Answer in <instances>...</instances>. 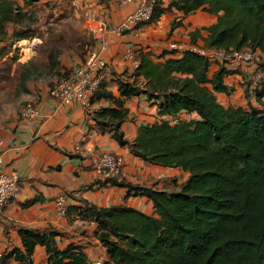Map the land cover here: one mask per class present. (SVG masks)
I'll use <instances>...</instances> for the list:
<instances>
[{
	"label": "trees",
	"instance_id": "obj_1",
	"mask_svg": "<svg viewBox=\"0 0 264 264\" xmlns=\"http://www.w3.org/2000/svg\"><path fill=\"white\" fill-rule=\"evenodd\" d=\"M37 1L24 0L20 6L0 0V44L12 46L39 35L35 12L25 10ZM172 9L183 17L199 10L216 16L202 29L205 48L249 50L260 56L257 66L264 67V0H171L166 7L159 0L150 22ZM181 24L174 19L171 31ZM198 34L191 32V40ZM47 57L49 70L56 71L57 56ZM209 67L206 58L190 50L162 62L137 51L134 70L115 76L119 98L106 90L108 80L95 92L92 102L112 103L91 113L97 133L108 134L147 165L188 175L172 189L124 179L98 182L126 189V198L145 197L151 214L125 204L98 207L84 199L67 207V214L94 225L93 237L105 252L100 264H264V80L253 90L261 110L225 107L215 93L230 94L224 77L232 72L219 65L209 77ZM140 95L153 101L159 118L140 125L129 141L121 129L130 120L125 102ZM183 113L196 117L171 123ZM57 235L53 229H20L22 249L4 253L0 264H34L37 246L44 248L47 264H93L79 245L58 248Z\"/></svg>",
	"mask_w": 264,
	"mask_h": 264
},
{
	"label": "crops",
	"instance_id": "obj_2",
	"mask_svg": "<svg viewBox=\"0 0 264 264\" xmlns=\"http://www.w3.org/2000/svg\"><path fill=\"white\" fill-rule=\"evenodd\" d=\"M15 1L23 6L24 0ZM49 1L38 0L25 10H33L37 16L35 5L44 8ZM170 1L162 0L163 6L166 7ZM58 3L63 6V11L73 9V13L65 15V20L73 19L77 37L83 38L75 46L79 47L84 56L82 60L81 54L72 59H62L58 55L55 68L61 72L77 68L92 53L98 52L111 66L113 75L108 78L106 90L114 98L120 97L114 81L115 76L134 70L137 65V51L148 54L155 62H162L180 55L177 52L169 53L168 46L171 43L182 44L187 48H205L204 38L207 32L202 29L216 20V16L200 10L183 17L172 9L151 23L118 34L116 29L135 11L137 2L124 5L117 0H58ZM174 19H180L182 24L171 31V22ZM37 20L36 26L41 32L45 24L40 23L38 17ZM194 31H199V34L192 41L189 34ZM36 38L35 45L38 47L43 44L41 34ZM103 44L105 49L101 50ZM126 48L135 51L133 58L125 57ZM218 67L217 64H211L208 76L211 77ZM226 69L232 72L224 77V83L231 92L229 95L215 93L216 100L225 107L261 110L253 90L264 67L243 64L228 65ZM35 94L33 98L37 103V117L20 119L10 128L0 131V142H3V147H0L3 160L1 168L7 172L16 171L20 176L18 196L5 207L0 218V246L4 253L13 248L22 249L20 229L41 232L53 229L58 234V248L69 244L79 245L91 262H98L99 259L91 255L90 246L83 237L93 234L94 225L81 221L70 211L66 217L59 216L54 204L55 198L64 196L67 207L78 206V200L84 199L98 207L125 204L147 213L151 203L145 197L126 198L124 188L95 185L91 159L102 152L120 155L124 160L125 182L156 189H160L157 181L168 173L166 171L169 168L147 165L133 156L126 147H120L108 134L97 133L91 113L100 107L112 106L110 101L94 100L90 110L86 111L77 104H60L49 96L47 87H41ZM262 101L264 102V96ZM125 108L130 120L123 123L121 129L129 141L135 138L140 125L153 123L159 118L156 105L153 101H148L145 95L127 100ZM75 145H79L78 152H74ZM92 240L91 244L97 246L102 255L100 259L103 260L104 248L93 236ZM32 260L34 264H47L43 247L35 248ZM9 264L18 263L10 260Z\"/></svg>",
	"mask_w": 264,
	"mask_h": 264
},
{
	"label": "built area",
	"instance_id": "obj_3",
	"mask_svg": "<svg viewBox=\"0 0 264 264\" xmlns=\"http://www.w3.org/2000/svg\"><path fill=\"white\" fill-rule=\"evenodd\" d=\"M120 4H129L137 2L138 6L133 13L128 15L116 29L118 34L125 31H131L136 27L151 23L153 8L159 0H117ZM153 22V21H152ZM170 54L182 53L185 50L197 52L208 60L209 64L217 65H243L250 64L257 66L261 58L258 54L249 50L245 51H223L211 50L206 48L197 49L195 47H185L182 44L171 43L168 46ZM105 49V45L101 46V50ZM100 50V51H101ZM198 50V51H197ZM135 51L126 48L124 55L127 58H133ZM109 64L99 56L98 52L92 53L89 58L81 66L77 67L70 75L54 82L48 89L49 96L58 101L60 104L70 105L77 104L86 111H89L92 104V98L95 92L109 78ZM264 80V73H261L259 79L255 82V86L260 85ZM38 115L37 103L29 102L20 110V119H34ZM3 147V142H0ZM79 151V145L74 146V152ZM3 165L2 155L0 152V218L5 207L19 193L20 176L16 171L7 172L1 167ZM91 169L95 176V185L100 186L98 182H111L113 180H123L126 175L124 172V160L120 155L112 152H102L96 154L91 159ZM64 196L55 198L54 204L56 212L61 217H66L67 206ZM4 256V250L0 246V261ZM93 264H100L95 262Z\"/></svg>",
	"mask_w": 264,
	"mask_h": 264
},
{
	"label": "rangeland",
	"instance_id": "obj_4",
	"mask_svg": "<svg viewBox=\"0 0 264 264\" xmlns=\"http://www.w3.org/2000/svg\"><path fill=\"white\" fill-rule=\"evenodd\" d=\"M35 10H37L39 22L45 24L40 32L42 45L38 47L35 45L37 38L27 42L19 41L12 46L5 42L0 44L2 48L5 47L0 56V131L10 128L20 120V110L27 103L35 100L33 96L41 87L49 89L54 82L65 78L76 69H66L62 70L63 72L57 69L56 71L49 70L48 54L57 57L59 55L62 59H72L75 55L79 57L81 54L80 58L83 60L84 54L80 52L79 47L75 46L76 42L83 41V38L77 37L78 32L73 19L65 20V15L73 13V9L63 11V6L58 3V0H50L44 8L35 5ZM24 64L26 66L22 67ZM23 74L28 75L26 81L22 80ZM188 116L183 113L170 121L173 123L179 120H189ZM166 172L168 173L157 181L160 189H172L174 184H181L188 176L179 169H169ZM147 211V214L152 213L151 205L148 206ZM92 236L93 234L83 235L90 246L91 255L99 259L98 262L101 263L102 255L97 246L91 244Z\"/></svg>",
	"mask_w": 264,
	"mask_h": 264
}]
</instances>
